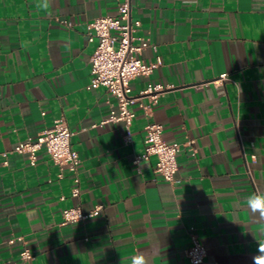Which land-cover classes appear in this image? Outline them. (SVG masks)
<instances>
[{"label": "crops", "instance_id": "crops-1", "mask_svg": "<svg viewBox=\"0 0 264 264\" xmlns=\"http://www.w3.org/2000/svg\"><path fill=\"white\" fill-rule=\"evenodd\" d=\"M120 1L0 0V262L28 247L32 264H130L137 252L191 264L194 227L209 264H251L264 228L245 205L264 193V0H132L139 34L158 47L143 57L162 59L132 80L133 95L149 81L169 86L133 105L129 128L100 124L117 99L88 86L89 23L117 15ZM62 116L81 158L77 196L74 172L46 149L35 165L14 151ZM149 121L183 145L175 181L156 171V156L134 162ZM98 205L94 217L63 222L66 208Z\"/></svg>", "mask_w": 264, "mask_h": 264}, {"label": "built area", "instance_id": "built-area-1", "mask_svg": "<svg viewBox=\"0 0 264 264\" xmlns=\"http://www.w3.org/2000/svg\"><path fill=\"white\" fill-rule=\"evenodd\" d=\"M63 23L69 24L67 20ZM141 20L133 18L132 0H121L118 14L115 16H100L89 23V40L97 41L96 49L91 57V79L89 88L106 87L117 99V108H112L110 115L100 124L110 121L124 122L129 128L136 116L133 105L143 99L150 98L156 103L163 91L169 86L158 82L149 81L146 88L140 91L139 96L133 95L131 82L136 77H150L156 68L162 64L160 56L154 61H148L143 53L148 48L157 50L156 44L145 36L139 34ZM228 77L223 73L214 82L220 83ZM143 106V105H142ZM74 132L70 128L65 116L58 118L54 125L45 129L37 137L19 143L14 151L27 154L30 163L35 165L39 152L46 149L52 159L61 166H67L75 174L77 186L73 189L75 196L80 194L79 169L81 158L73 144ZM128 139L131 132L128 131ZM145 151L136 157L137 164L142 159L157 157L156 171L161 173L168 181H175L179 171L178 154L183 145L180 142H169L164 138L163 124L149 121L145 128ZM194 153L196 150L193 148ZM4 157L8 153H3ZM254 158L256 155L253 156ZM5 163H8L5 160ZM103 209L98 205L90 212H85L79 206L66 208L63 211V222L74 223L94 217ZM192 244L188 250L191 264H209L207 260L208 249L200 236L191 229ZM88 239V238H87ZM14 239H11L13 242ZM35 253L28 247L20 252L16 262H0V264H32Z\"/></svg>", "mask_w": 264, "mask_h": 264}, {"label": "clouds", "instance_id": "clouds-1", "mask_svg": "<svg viewBox=\"0 0 264 264\" xmlns=\"http://www.w3.org/2000/svg\"><path fill=\"white\" fill-rule=\"evenodd\" d=\"M41 6L44 9L49 7V0H42ZM246 207L250 210V213L264 220V193H253L246 198ZM259 235V239H257ZM256 240L257 248L255 254L251 257V264H264V228H261L257 234H253ZM130 264H151L150 259L143 252H137L130 258Z\"/></svg>", "mask_w": 264, "mask_h": 264}]
</instances>
